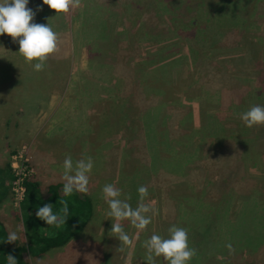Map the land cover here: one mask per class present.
Segmentation results:
<instances>
[{"label":"rangeland","instance_id":"374dc122","mask_svg":"<svg viewBox=\"0 0 264 264\" xmlns=\"http://www.w3.org/2000/svg\"><path fill=\"white\" fill-rule=\"evenodd\" d=\"M192 1L172 0V5L167 8L172 9L171 14L178 17L175 22L179 23V26H191L188 20H180L182 19L180 7ZM214 1L216 0H212ZM210 2V0L205 2L204 17L198 15L194 19L203 24L208 22V10L213 7ZM247 4L251 6L250 0H244L239 5L242 9ZM27 7L35 12L33 23H49L59 34L58 50L48 57L44 70L37 72L33 69L32 63L26 62L18 53L19 38L17 42H13L7 35L0 36V94L6 89V83L10 82L11 85L12 82H19L17 84L21 85V89L29 91L26 96L27 101L30 102L27 103L29 108L27 117L21 118L24 121L21 129L27 127L32 118L35 120L36 130L42 122L48 123L49 127L51 124L61 131L60 134L64 133L67 137L64 144H68L66 146L68 152H60L63 157L71 155L74 163L79 159L92 157L94 167L90 173L88 191L84 194L89 196L94 209L97 210L96 217L89 223L86 231L77 235L67 246L50 250L37 263L30 256L31 260L27 264H147L143 242L154 233L165 237L168 234L166 189L163 183L158 181L150 180L148 184L138 183L140 180L138 178L134 185H131L130 181L134 175H144L145 173L140 172L148 171V163L138 161V158H142L144 154L134 145L140 144L141 147L148 134L156 130L159 108L156 104L151 106L147 120H145L146 114L143 120L141 116H137V112H140L137 106L136 109L125 113L124 101L133 95L137 80L147 81L142 84L145 87L144 92L155 97H160L155 91H161L170 96L173 94L175 99L176 95L180 94L179 87L184 89L186 86H191L193 96L198 95L197 98L204 106L203 109L207 107L214 111L217 108L221 111H234V117L240 119L243 109L247 111L257 99L254 92L257 89L255 84H258L256 75L261 70L257 65L259 63L257 58L261 56L264 58V5L261 9L262 13L257 18L250 17L247 13L242 15L240 21L247 20L242 26L243 29L241 27L239 30L228 31L227 24H224V29L220 30L224 35L220 41L221 46L215 52L229 62L220 65L218 69L224 72L231 67L232 76L227 74V78L220 80L219 83L215 79L213 81L206 79L210 74V67H207L208 64L206 66L201 64L200 59L194 62L186 46H177L168 53V55L180 56V60L177 64L158 72V75L153 74L150 66L152 63L146 62L141 66L136 64L141 56L155 49L159 43L175 40L172 29H167L170 21L160 14L155 0H82L80 8L57 16L54 11L43 5L42 0H28ZM218 23L222 24V22ZM154 30L159 34L156 40L159 43L154 42L155 36L152 35ZM181 34L185 36L186 33L182 31ZM146 41L148 43H145ZM242 50H247L248 55L245 53L240 58L237 54ZM197 51L201 52V49ZM197 63L204 67L198 70ZM263 66H261L263 90H260L263 91L261 101L264 105ZM138 72H142V78L140 76L136 78ZM202 73L203 78H201ZM188 74L191 75L188 77ZM162 84H165L163 88L160 86ZM166 87L172 89L171 93L170 88L168 90ZM16 90L9 89V94L19 95ZM241 94H245L243 98ZM43 96L48 97L42 99ZM30 97H34L32 101H29ZM211 100L213 102L208 105ZM133 102L139 103L138 95ZM190 105L193 122L197 125L200 121V106L196 101ZM51 112L52 117H50ZM124 115H128L129 118L125 119ZM230 115L233 116L232 113ZM194 134L196 133L190 132L187 135L190 139H186V142H189ZM132 136L136 138L134 144L129 140ZM252 136L253 134H249V137ZM62 138L64 139L65 136ZM130 146L133 150L125 153ZM12 150L14 151L10 154V158H7L10 169L11 164L14 163L12 156L21 152L29 161L33 176L35 171L27 147L19 145L12 147ZM124 153L127 155L122 161L121 156ZM242 156L247 162L245 172L252 178L249 179L250 182L247 180L250 185L247 186V195L252 198L260 197L264 191V140L256 144L254 149L246 153L242 151ZM63 157L60 155V163H57L60 165L61 173ZM108 183L122 190V199L130 195L129 203L134 208L138 203L136 190L141 185L146 186L148 195L144 203L156 210L152 222L143 232L132 227L128 221L123 222L124 230L132 239V244L123 246V250H120L119 241L110 232L113 221L106 214L108 205L102 198L101 190ZM192 184L195 185L194 183L189 185ZM185 187L187 186H180V194L185 192ZM11 189L12 181L10 184L12 205L18 213H21L13 203ZM195 189L196 185L192 187V191ZM237 207L233 204L229 210L233 220ZM220 251L232 254L219 247L214 251H206L204 255L211 259H224L219 254ZM233 253L237 254V250Z\"/></svg>","mask_w":264,"mask_h":264},{"label":"trees","instance_id":"16d2710c","mask_svg":"<svg viewBox=\"0 0 264 264\" xmlns=\"http://www.w3.org/2000/svg\"><path fill=\"white\" fill-rule=\"evenodd\" d=\"M155 1L159 6L160 14L170 21L167 29H172L175 40L161 44L156 41L159 34L154 30L151 34L155 36L154 42L159 44L155 49L141 56L136 64L141 66L150 62L153 74L158 75V72L177 64L180 60V56L168 55V53L177 46H186L194 62L200 59L201 64L204 66L208 64L207 67H210V74L206 79L209 81L215 79L218 83L226 79L227 74L232 76L231 67L224 72L218 69L220 65L229 62L215 52L221 46L220 41L224 35L220 30L224 29V24H227L228 31L239 30L243 24L247 23V20L240 21L242 15L247 13L248 16L257 18L262 13L261 9L264 5V0H250L251 6L247 4L241 9L239 4H242L244 0L214 2L210 0L213 7L210 11L208 10V22L203 24L194 18L198 15L204 17L203 8L208 0H193L180 7L182 15L180 20H188L191 23L190 27H185L179 26V23L175 22L178 17L171 14L172 9H167L172 5V0ZM182 31L186 33L185 36L181 34ZM197 49H201V52ZM245 53L248 55L247 50H242L237 56L241 58ZM257 59L259 62L257 65L261 70L256 75L258 84H255L257 89L254 92L257 99L253 105L264 106L261 101L263 94L261 66L264 64V58L261 56ZM200 63H197L198 70L204 67L199 65ZM190 75L188 74V77ZM138 76L142 78V72L137 73V79ZM203 76L202 73L201 78ZM180 80H182L181 75ZM146 82L137 80L133 95L125 99L123 104L125 113L136 109L137 106L140 110L137 116H141L143 120L145 114V120H147L151 106L156 104L159 108L156 130L151 134L146 131L148 136L141 147L140 144L137 145L138 147L134 145L144 154L142 158H138V161L147 162L148 171L140 172L145 173L144 175H134L130 181L131 185H134L138 178H140L138 183L148 184L150 180L163 183L168 210L166 226L169 228L176 225L187 229L189 246L197 252L189 264H264V191L260 197L252 198L247 195V186H250L247 180L252 178L245 172L247 162L242 156V151L246 153L264 140V128L262 125L246 127L241 119L234 117V111H221L217 108L215 112L214 109L207 107L203 109L204 106L197 98L198 95L193 96L191 86H186L184 89L179 87L181 91L175 99L173 94L172 98L167 93L155 91L161 97L159 99L160 97L144 92L145 87L142 84ZM164 85L160 86L163 88ZM166 88L169 90L170 87ZM171 91L170 88L169 92ZM137 95L139 103L133 102ZM244 95L241 94V97L243 98ZM193 101L198 102L200 106V121L197 125L193 122V111L190 105ZM212 102L211 100L208 105ZM231 113L233 116L230 115ZM127 116L124 115V118H129ZM192 131L196 134L189 142H186V139H190L187 135ZM249 134L253 136L249 137ZM129 138L131 144L136 142L134 136ZM129 149L125 150V153L132 151L133 147L130 146ZM125 153L121 156L122 161L127 155ZM11 177L13 179L12 173ZM31 178L24 182L25 195L19 207L23 214L25 213V219L30 221H26L27 224H25L27 245L12 249L1 243L2 236H0V264H6L5 257L9 254L16 258L17 264H27L30 256H41L49 250L64 246L79 235L93 217L94 206L88 195L73 192L72 195L62 198L59 196L62 193V184L55 185L51 190L43 193ZM188 183L196 185L195 191H192L195 185ZM183 185L187 187L184 189L185 192L180 194L179 188ZM235 195L237 197H234ZM61 202H67L69 208L65 225L60 228L48 226L36 217L39 207L51 204L55 212L62 206ZM233 204L238 206L234 220L229 211ZM228 243H231L235 251L237 250V254L220 251L219 254L224 259H211L204 255L206 251H214L219 247L228 250L225 247ZM156 264H165V262L162 258H157Z\"/></svg>","mask_w":264,"mask_h":264},{"label":"clouds","instance_id":"9594fccd","mask_svg":"<svg viewBox=\"0 0 264 264\" xmlns=\"http://www.w3.org/2000/svg\"><path fill=\"white\" fill-rule=\"evenodd\" d=\"M42 3L54 11L56 16L67 14L70 10L82 6V0H42ZM27 4L28 0H0V36L7 35L13 42H17L19 38L18 53L39 72L44 70L48 57L58 50L59 34L49 23H33L35 12L28 8ZM240 119L248 128L264 125V106H251L240 114ZM93 167L94 161L90 156L74 163L71 155H67L63 161V195L70 196L73 192L86 193ZM101 192L108 205L106 214L113 221L110 232L119 241L120 250H123V246L132 244L131 237L124 230L123 222L128 221L132 227L143 232L152 222L156 210L144 203L148 189L143 185L137 189L138 203L135 208L129 203L131 196L122 199V190L114 184H105ZM61 203L62 206L55 212L51 204L39 207L36 217L48 226L60 228L66 224L69 215L67 202ZM18 239L16 232H9L5 242L15 243ZM143 247L146 250L147 264H156L157 258H162L165 264H189L197 254L196 250L189 246L187 229L176 225L169 227L167 237L152 234L143 242ZM225 247L230 253L235 251L231 243ZM5 258L6 264H17L16 258L11 254Z\"/></svg>","mask_w":264,"mask_h":264},{"label":"crops","instance_id":"0c3cea01","mask_svg":"<svg viewBox=\"0 0 264 264\" xmlns=\"http://www.w3.org/2000/svg\"><path fill=\"white\" fill-rule=\"evenodd\" d=\"M17 83L12 82L11 85L10 82L6 83V89L0 94L7 93V95L0 96V236H2L1 243L12 249L27 245V239H25V224L30 222L25 219V213L23 214V211L20 210L21 213H18L12 205L10 192L12 177L9 162H7V158L9 159L11 156L10 154L14 151L12 147L15 148L19 145L27 147L35 171L31 180L38 184L39 189L43 193H46L49 189L51 190L55 185H63V172L61 173L59 169L60 165L57 163H60V155L63 157L62 153L68 152V147H66L68 144H64V141H67L66 135L64 133L60 134L59 132L61 131L52 127L51 124L49 127L47 125L48 123L45 124L42 122V127L38 125L36 130L34 127L35 120L32 118L28 126L23 128V130L21 129L24 122L21 118L27 117L29 112L27 103L30 102L27 101L28 97L26 96L29 91L21 89V85ZM9 89H18L16 91L19 92V95H10ZM47 97L48 96H43L42 99H47ZM33 98L29 101H32ZM52 114L51 112L50 117H52ZM20 130H22L21 133H19ZM62 136H65V138L63 139ZM40 137H42L41 140ZM65 157L63 158L65 159ZM59 196L62 198L67 197L62 193ZM93 212V217L87 222L81 233L86 231L89 223L96 217L97 210L94 209ZM9 232H16L18 234L19 239L15 243L5 242ZM72 240L64 246H67ZM45 254L32 257V259L34 258L37 263ZM30 258L28 262H30Z\"/></svg>","mask_w":264,"mask_h":264},{"label":"built area","instance_id":"2783aa9c","mask_svg":"<svg viewBox=\"0 0 264 264\" xmlns=\"http://www.w3.org/2000/svg\"><path fill=\"white\" fill-rule=\"evenodd\" d=\"M12 159L14 163L11 164L13 174L11 191L13 203L19 208L25 195L24 182L32 176V169L23 153L18 152L16 155L12 156Z\"/></svg>","mask_w":264,"mask_h":264}]
</instances>
